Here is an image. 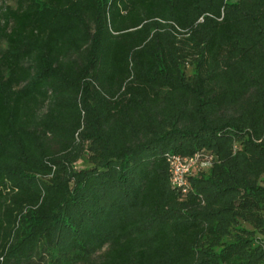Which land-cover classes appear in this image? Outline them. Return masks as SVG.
Here are the masks:
<instances>
[{"label":"trees","instance_id":"1","mask_svg":"<svg viewBox=\"0 0 264 264\" xmlns=\"http://www.w3.org/2000/svg\"><path fill=\"white\" fill-rule=\"evenodd\" d=\"M0 264H264V0L0 4Z\"/></svg>","mask_w":264,"mask_h":264},{"label":"built area","instance_id":"2","mask_svg":"<svg viewBox=\"0 0 264 264\" xmlns=\"http://www.w3.org/2000/svg\"><path fill=\"white\" fill-rule=\"evenodd\" d=\"M211 157L201 151L190 157L170 155L167 157L170 185L183 190L186 185V176L193 169L209 166Z\"/></svg>","mask_w":264,"mask_h":264},{"label":"rangeland","instance_id":"3","mask_svg":"<svg viewBox=\"0 0 264 264\" xmlns=\"http://www.w3.org/2000/svg\"><path fill=\"white\" fill-rule=\"evenodd\" d=\"M7 4V5H13V0H0V4ZM77 167L83 166L82 163H78L76 165Z\"/></svg>","mask_w":264,"mask_h":264}]
</instances>
